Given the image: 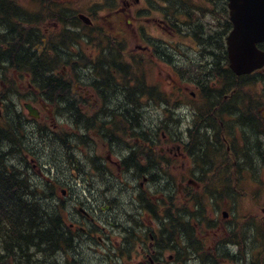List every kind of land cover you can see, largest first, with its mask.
I'll return each instance as SVG.
<instances>
[{
	"label": "rangeland",
	"instance_id": "1",
	"mask_svg": "<svg viewBox=\"0 0 264 264\" xmlns=\"http://www.w3.org/2000/svg\"><path fill=\"white\" fill-rule=\"evenodd\" d=\"M18 2V4L21 6H23V8L30 12V13H39V9L40 6L37 2H35L34 0H15V2ZM56 1V8L59 11H66V13L69 15V17L71 18V14H73V18H75L77 15L80 14H85V16L89 17L90 19H94V27H92L91 29L88 28V26L86 25H79V23L74 20V22L78 25L79 27V41H78V53L80 55H82L85 60H92L93 58L95 59V61H97L99 59V57L103 54L104 50L106 49V47L108 46V43H104L102 44L101 39L102 37L107 36L108 38H110L111 42H113L112 48L113 46H116V48H114V50L118 51V46L120 45L121 47H123V49L120 51L122 53V55H124V60H122V62H125L126 64H128L129 66H131L130 69V80H134L136 81V76H140L139 70L140 68L138 67V65L136 64V62L139 60L137 59L138 57H140L142 64H143V68H142V75L144 76L145 81L149 84V85H157L162 87L166 92H168L171 97V101H169V108H177L180 106L182 101H185L186 103H196V100L198 98V96H195V90L193 89V87L191 85H182L183 86V92L185 94L180 95V91L181 89L178 88V93L177 95H175L173 92L174 90H172V86L173 83L175 81L178 82V77H176L174 74L171 73V69L168 65L166 64H159L156 63V59L151 56V55H147L145 54V52H142L141 50L139 51L137 46H139V44L141 43L140 40L137 39L136 33H135V29L134 27H139V26H144V28H146L147 32L149 33H145L147 38H152L155 39V34L159 35L160 37H166V35L163 33V31L161 32V30L159 28H157L156 23L158 24V22L156 21V17L155 14H153V16L150 15V18H146V19H142L140 16H136V12L137 9L132 6L131 4V0H49V2L53 3ZM133 1V0H132ZM137 2L139 3V7L144 6L143 5V0H137ZM106 5L109 7L106 10H104V6ZM128 3V5L130 6L129 8H125V6H123V4ZM148 6V5H147ZM121 7L125 8L124 9V16L122 18H118L117 17V11L121 9ZM153 17V18H151ZM115 18V19H113ZM136 18V19H135ZM155 18V20H154ZM125 20L126 23L130 22L129 26H125ZM58 21H52L51 19H46L45 22L41 25V30L43 33L46 34V39H44L43 37V44L51 41L53 39L57 40L58 37L60 36V31L63 28V25H57ZM57 25V27H56ZM56 36V37H55ZM124 36V39L122 40L121 43L117 44L116 41H121L122 37ZM170 38V37H169ZM51 39V40H49ZM175 39V38H174ZM102 44V45H101ZM47 48L46 46H42L38 49L39 53H44L45 50ZM47 54V53H46ZM133 59H137L135 60V62L133 63ZM121 61V60H120ZM59 62H63V59L60 58ZM132 62V64H131ZM59 64V63H58ZM62 64H59V67H57L58 69V73L59 72H63L62 69ZM58 66V65H57ZM76 66H81L80 62L76 65ZM128 66V67H129ZM79 69H76L74 72V74H72V69L70 71V74H66L65 73V79L69 80V81H75L74 80V76L79 77V74H77V71ZM5 75L7 78H10L13 75V80L12 81H6L5 80H0V85L1 83L8 85V87L3 88V94H5L7 97L13 96L10 99V103L11 104H15L16 102V98H18L19 94L21 96H23V94L25 95L26 93V86H27V81L23 79H21L22 81V85L19 87H15V84L18 83L16 78V72L13 70H8L7 72H5ZM67 76V77H66ZM94 80V79H93ZM92 80V81H93ZM3 81V82H2ZM89 80H86L85 82H88ZM261 85V84H260ZM15 87L16 91H13L12 93H7L6 90H8V88H12ZM188 89H185L187 88ZM80 90H78V92L80 93V95H82V100L80 104H77L81 111L83 113H90V115L96 113L95 111L99 109V107L101 106V101L98 98V93L92 89H90L88 86L87 87H80ZM193 93V95L191 96L190 93ZM245 94L249 95V98L252 99L256 105H262L259 106V108L257 109V114L258 116H260V114L264 115V99H260L261 97H264V93L263 90L261 89V87L258 85L257 87H251L249 91L244 92ZM84 95V96H83ZM183 96V97H182ZM191 100H190V99ZM31 101H38V97H34V99H32ZM195 101V102H194ZM154 103H150V105H146L148 107L152 106ZM15 107H13L14 109ZM151 111H144L143 113V117H144V121L147 119V123L146 125H151L154 123V121L157 118V112L160 113V111H158L157 109H154V106H152ZM156 111V112H155ZM260 111V113H259ZM13 111H8V119L11 118V116H13ZM28 118V117H27ZM22 120V124L24 122V126H26L27 124L31 126L34 125V129H32V133L35 136L34 138V146L37 147V149H35L34 151H32V155L30 156V158L27 159L28 162V167H29V175H31V177L33 179H40L42 177L40 171H42L43 169H48V163H50L53 160V166L54 169H56L59 172V176H57L58 178L61 177H65L64 181H66V184L69 185V187H71L72 185L70 183H75L74 180V176L73 174L70 172V168H73L67 161L69 160L67 158V156H64L63 152L59 153L58 156H51L52 153V148L51 145H48V147L44 144V142L42 143H37L39 138L38 136L40 135V131L43 129L45 130L46 133H48V136L50 135V133L54 130V137H59L62 134H71L74 131V127L75 125L72 124L71 121L68 120L67 117H65L64 122L62 121V117H57L55 119L52 120H47L46 121V125L48 127H44L43 126V121H45L44 119L39 120L38 123L31 122L30 119H26ZM69 121V122H68ZM27 122V123H26ZM38 124V126H37ZM70 124V125H69ZM74 126V127H73ZM72 127V128H71ZM37 128V129H36ZM183 129V128H182ZM181 129V130H182ZM36 130V131H35ZM162 132L166 133V130H163ZM167 134V133H166ZM120 140H123L122 138ZM254 140V138H253ZM93 141L91 140V143ZM115 143V142H114ZM55 145V144H54ZM121 146V144H116V146ZM77 149V151L80 154V157H82V159L84 160L86 156L90 155V153L92 152V149H89L87 147L85 148H81V147H74V149ZM75 149V150H76ZM120 149V148H119ZM74 150V151H75ZM94 150V149H93ZM118 152H120V150H118ZM95 154V151L94 153ZM16 156V157H15ZM15 159H18L19 157L15 154ZM42 156L43 161L45 162V164H42L41 166L38 165L37 163H32V160H34V162L36 161V158ZM51 156V157H50ZM76 156H73V158H71L74 161ZM25 158V156L23 157V159ZM81 161V160H80ZM66 162V163H65ZM87 162V161H86ZM62 163V164H60ZM64 164V165H63ZM174 164V162H173ZM172 164V165H173ZM35 165V166H34ZM44 165L46 167H44ZM84 165V163H83ZM24 166H27L26 164ZM60 166V167H58ZM66 166V167H65ZM59 169H58V168ZM172 167V166H171ZM179 167V166H178ZM42 170H41V169ZM45 169V174H47V170ZM61 169V170H60ZM42 171V173H43ZM65 172V174H64ZM62 173V174H60ZM69 173V174H68ZM175 173L177 174L176 179L178 181H180V179H187L191 177L192 174V167H191V161H188L184 166H180V168L178 170L175 171ZM34 174V175H33ZM44 174V173H43ZM28 175V174H27ZM33 175V176H32ZM38 175V176H37ZM49 175V173H48ZM261 176H256L255 179L259 180L261 182V185H263V189H264V170H262V173L260 174ZM36 177V178H35ZM252 177V176H251ZM250 177V180L254 181L257 186L247 180L243 182V187L241 185V182L239 183V187L241 189V191L239 192V199L235 202V207L232 208L231 203L228 201L225 204H220L221 209H223L225 212H227V218L224 220V222H222V231L219 232L218 234H222V235H226L225 230L228 228V222L233 219V215L237 218L240 217H249L250 219H254L255 221L259 223H264V190L261 194H256L257 189L260 188V182H257L255 180H253ZM78 184V183H75ZM81 186V184H78V186ZM79 186V188H81ZM61 189H65V186H61L59 188V191ZM58 194V189L56 188L55 190V195ZM245 201V202H244ZM109 204L112 206H116V208L120 207L122 208L121 205V201H118L117 199H109ZM128 208V207H127ZM125 212H122L121 209H117L114 211V215H116V217L119 219L120 222L124 223V221L126 220V217L123 215ZM123 225L127 226V228H129V224L128 223H124ZM260 225V224H259ZM237 234V233H236ZM239 236V235H238ZM248 242V240L246 241ZM249 243V242H248ZM250 244V243H249ZM225 245V244H223ZM239 249L242 251L243 247L239 244ZM224 247V246H223ZM76 252L80 253L78 255H76L75 259H80L79 264H108V260L107 258H105L104 256L100 257V256H92L91 254H89L87 252V249H85L79 242L77 244V248H76ZM229 250V248H228ZM263 250V249H262ZM231 251L235 253V251H237V249L235 247L231 248ZM71 257V254H70ZM69 257L63 256V260L59 259V262L56 260V258L54 259L53 257H51V259H46L44 262H42L43 264L46 263H52L53 264H61L60 262H66L67 259ZM252 260H249L247 262H245V264H264V250L261 251V255H256L254 254L252 257ZM69 263H65V264H72V258L68 259ZM38 264V263H35ZM234 264V263H231Z\"/></svg>",
	"mask_w": 264,
	"mask_h": 264
},
{
	"label": "trees",
	"instance_id": "2",
	"mask_svg": "<svg viewBox=\"0 0 264 264\" xmlns=\"http://www.w3.org/2000/svg\"><path fill=\"white\" fill-rule=\"evenodd\" d=\"M39 2H43V0H39ZM214 2H217L219 4V8L223 4L222 2H220V0H214ZM178 7L179 5L175 2V5H173L172 8L177 9ZM189 8H191V6ZM192 9L196 10V8H192ZM48 13H49V10L46 9L45 7L43 8V4H42V14L48 15ZM36 14L37 12H35L32 17L30 14L26 13L25 10L22 9V6H19L18 4L14 3L13 0H0V29H1L0 30V73L1 71H6V72L8 71L7 70L8 67L5 66V62L7 61L10 62L13 56L19 57L18 59H22L23 62L24 61L26 62L24 64L22 62L23 66L12 65L10 66L11 68L17 69V71L22 74L24 73L32 74L34 77V80L37 81L38 85H40L41 87L40 88L41 91L45 92L46 96L51 97L53 96V94L54 95L62 94L61 96V99L63 100L62 102L66 103L65 98L68 97L67 94L71 92L70 87L72 83L69 80L63 79L62 76L57 77L53 74V72L56 70V67L54 66V64L58 61L60 57L57 58V61L56 60L52 61L49 58L44 59V57L38 56L36 53V50H34L33 48L35 45L40 43L41 35L36 28L33 29L31 27H24L29 24L37 25ZM71 17H72L70 19L72 20L70 21L71 26L76 28L78 25L76 23H73L74 18L72 15ZM190 20H193V17H191ZM185 27L190 28L189 25H186ZM63 34H65V32H63ZM72 39L73 37L69 39V42L72 41ZM102 39H104V37H102ZM210 48L216 49L215 51L218 50L216 47V44H213L212 46H210ZM63 49H67V45L64 44ZM221 49H222L221 50L222 53L210 55L211 57L210 59H208L209 62L207 61V64H206V61L205 63L203 62V60L206 59V56H203L202 60H200V62L203 65L197 68L198 70L197 73L201 74V78H203L204 80L208 79L207 80L208 82L213 77V74L220 70V72H223V77L225 81L224 88H226L232 84L235 76H233L232 73L229 72V70L227 69H222L221 67L218 69V65L221 61L220 59H223L225 55L223 46ZM115 54H117V56L115 57V60L111 61L110 59L111 56H107L104 62L102 63L98 62L94 64V66H92L93 65L92 63H90L89 67L87 66L88 70L90 71L91 78H92L91 81H89L91 88H96L99 91L98 84H100L101 80L106 77L108 78V80H111L113 82L114 86L116 87L121 86V84L117 83L118 79L115 75L120 71L125 72V69L123 68V65L125 66V64L117 63L116 61L119 59L120 53L116 52ZM60 56L64 58L66 62L69 61L70 58H72V56L69 53H63ZM164 56L165 58H168L166 57L165 53H164ZM181 56H184V55H178V56L175 55L174 61H177L178 59L180 60ZM117 57L118 59L116 60ZM159 59L161 61L163 60L162 57ZM36 62H43L45 64V69L42 71L43 73H41L42 75H38L35 72L36 68H35V65L33 64H35ZM206 90H207V86L203 88V91L205 93H206ZM226 90L228 89H225V91ZM64 91L66 94L64 93ZM220 91L216 92L218 97L223 96V95H220L221 94ZM216 99L217 97L213 96L211 99L212 101L210 102H214V100ZM67 101L69 100L67 99ZM62 102H61L62 106H65V104ZM205 107L206 106L203 107L204 110H205ZM68 111L69 112L67 111L66 112L69 114L71 118L74 119V124L76 125L77 117H80L81 114L73 113V111L71 112L70 110ZM15 117L16 116H14V118ZM11 118H13V116H11ZM18 118L20 117H17V121L20 122ZM120 120L117 122L118 123L117 126L119 128L123 122ZM11 125L13 126L12 122L10 123L8 122L6 126L3 127V129L8 130L10 133H13L12 135H14V137L16 138V133L14 132L17 130L19 131V127H18L19 125H14L13 126L14 129L12 128ZM118 127H117V131H118ZM11 137L13 138V136ZM190 137H191L192 143H194L195 145L197 144L199 145V147L195 150L194 155H196V157L199 160H203L206 158L208 166L210 165V159L213 158L214 156L216 157V159L223 158L222 162L218 165L216 169V177H218L216 184L217 185L219 184L220 189H224L225 191H227L228 184L230 185V183L233 182L229 180L230 171H233L234 174H238L241 169L246 170L247 168L250 169V167L257 166V164H254V161H251L249 159L248 157L249 153L248 152L242 153L243 151L241 152L242 157L240 155V158L243 160V163H240L238 165L225 164L224 162H225L227 154L224 151V149L221 147L223 143L219 139V131L214 129L213 127H211L209 131H206L205 127L204 126L202 127L201 125L197 127L194 131H190ZM204 139L206 140V142ZM261 146L264 148V144H262ZM11 153L12 151H10L9 153V151L7 152L6 150H4V154L2 155L3 156L7 154L11 155ZM238 161L240 162V159H238ZM259 162H260V165H264V159L259 160ZM211 169L212 167H209L207 171H210ZM9 173H11L10 170L9 171L7 170V172H5L7 185L9 184V182L11 183L12 177L14 176L13 174L9 175ZM235 180H237V178ZM25 186L28 187L27 183H25ZM2 190L0 189L1 196L3 194ZM29 190L30 191H26V192L21 191V193H24L23 195L27 197L28 200H30L31 202L34 199L36 202V201H39L41 197L42 198L45 197V195H41L40 197L38 195L33 196L31 195V193L34 192L35 190L33 188ZM216 191L219 192L218 195L221 197L222 195L221 190L217 189ZM1 196H0V260L9 259L12 261L13 264H35V263L39 264V263H42L43 260H46L48 258L49 259H51V257L55 258V255H57L56 254L57 252L54 251V247H52L54 244H56L54 243L55 241L47 242L45 241L46 239L45 240L43 239L44 236L45 237L53 236L51 233L48 234V233L42 232L40 233L39 236L34 235L35 237L33 238L30 237L31 233L35 231V229H33L32 228L33 226L31 225L35 219L34 217L37 216V217L42 218L44 215L43 209H41L40 206H39L40 210L38 209V211H37V208H35L36 206L39 205V203H36V204L32 203V206H31L32 209L33 208L36 209V216H35L34 214H31L29 210L28 211H17L16 209H12V207H10L7 203L6 204L4 203L5 199L2 198ZM54 197L51 196V200L55 202L56 198ZM21 205L26 206L22 202H21ZM43 220H45V222L42 223L43 226L47 225L46 228L49 227V229L54 230V226L56 224L58 231L61 232L60 235L62 236V238H65V239L69 238V233L66 231L64 227V219L62 218V214L60 211L58 214H53V216L50 217L49 219L44 217ZM42 225L40 227H42ZM255 232L257 235H260L263 237V241L260 243V245L264 249V236H263L264 228L263 227L256 228ZM40 236H42L43 238ZM54 237L55 236H53V238Z\"/></svg>",
	"mask_w": 264,
	"mask_h": 264
},
{
	"label": "bare ground",
	"instance_id": "3",
	"mask_svg": "<svg viewBox=\"0 0 264 264\" xmlns=\"http://www.w3.org/2000/svg\"><path fill=\"white\" fill-rule=\"evenodd\" d=\"M18 58L19 57H16V56L14 57L13 56L10 62H8V61L5 62V66L6 67H10L12 65H20V66H23V64L26 61L23 62L22 59H18ZM110 59H111V61L112 60H115V57L114 56H111ZM22 62H23V64H22ZM33 65H35V68H36V71L35 72H36V74L42 75L41 73H43L42 71L45 69V64L43 62H36ZM98 85H99L98 89H99V93L101 95V100H103L104 103H111V104L113 103V105L114 104H118L116 107L114 106V108H113V110L116 111V113H112V115L114 117H117V114H118L121 117H123L125 120L129 121L128 120L129 113H131L130 117L132 118V123L135 122L134 120L136 118H141L142 117V112H141V110L138 109V106H137V104H136V102H135L134 99H131L130 98V100H128L126 102V105L125 106H123V103H122V102H125V101L118 102V100L122 99V97L126 93H125V91L122 88H119V87L114 86L113 82L111 80H108L107 77L104 78V79H102L101 82H100V84H98ZM104 90L105 91L106 90H110V91L108 93H106L105 95H103ZM12 97L13 96L8 97V100H10ZM5 104L8 105V101ZM119 104H122V105H119ZM126 106L128 107L127 110H126ZM64 107H65V109L70 110L72 108V104L70 103V105H67L65 103V106ZM208 111H211V108H208ZM108 115L109 114L107 113L104 116H98L97 119H96V121L97 122H100V121H102L103 118H107ZM117 121H119V119H115V121L109 122L111 124H110V126L108 128L105 129L104 134L108 135L109 133H112L113 130L118 125V123H116ZM10 122H12L13 126L14 125H19L18 126L19 127V131L17 130V131L14 132V133H16V138H15L14 135H12L13 133H10L8 130H5V129L2 130V129H0V130H2V131H0V189L1 190L3 189L2 190L3 191V194H2V196L1 195L0 196L5 199V201H4L5 204L7 203L10 207H12V209H16L17 211H28L29 210V212H31V214H34L36 216V209L35 208H37V211H38V209L40 210V208L43 209V214L44 215H43L42 218L37 217V216L34 217L35 219H34V221L32 222L31 225L33 226L32 228L35 229V231H33L31 233L30 237L33 238V237H35L34 235L39 236L40 233H42V232H45V233H48V234L51 233L53 236H58V237H54V238H53V236H50V237H45L44 236V238L42 236H40V237H42L44 240L46 239L45 241H47V242H52V241L54 242L55 241L54 243H56L57 245L54 244L52 247H54V251L57 252L56 253L57 255H59V256H61V255H64L65 256L66 255V257L72 258V264H79L80 259L79 258L78 259H75L76 255L80 254V253H77L76 252L77 251L76 250V248H77V242H75V240L73 238H70V237L69 238H66V239L65 238H62V236L60 235L61 232L58 231L56 224L54 226V230L53 229H49V227L46 228L47 225L46 226H43L42 223L45 222V220H43V218L45 217V218L49 219L50 217L53 216V214H58L59 211L60 212L70 211L72 209H75L76 208V205L78 203H80L81 205H84L83 202H87L89 198H91L92 200H94V199L91 197V195H88L89 193L87 192V190L85 192H77V190H76V192L73 193V197H72V200L70 202V205H66L64 208H62L61 206H58L56 204V201L55 202L52 201L51 200V196L46 195V194H48V192L43 191L42 190V187L38 184V181L36 179H33L31 177V175H29V173H30L29 167L28 166H24L26 164V162H24V159H23V157L25 156V154H27L30 150H33L34 151L35 149H37V147L34 146V142H35L34 141V138H35L36 135L34 136L33 133H32L33 127L31 126V124L30 125L27 124L26 126H24V124H22L21 122H18L17 121V117L10 118L9 119V123ZM139 122H141V121H139ZM85 123H86V125L89 126L90 130H92L93 129V125H95V124L89 123V122H85ZM85 123L83 124L81 121L78 123V128L79 129H77L78 130L77 134L74 133V132L71 133V134H68V136L72 137V138H67V142H68L69 147H70V150L69 151L67 149H65V145H64V142H63V138H64L63 135H61L57 139H54L52 136H47L45 134H41V135L38 136L39 140H38L37 143L44 142V144L47 147H48V145H51V148H52L51 156H58L59 153H62L63 152L64 156H67L68 155V159H69V156H71L70 155L71 154L70 152L72 150L74 151L75 150L74 147H76L77 145H79V142H78V139L77 138H80L79 135L84 132V131H82L80 129H83L85 127ZM13 126H12V128H13ZM138 128L139 127H137V129ZM246 129H249V131H252L253 130L252 129V125L250 123H248ZM149 130H150V128H149ZM151 130H153V128ZM6 131H8L9 133L6 132ZM150 133L152 135H154L151 131H150ZM101 135H102V133H101ZM211 135H213V134H211ZM11 136H13V138ZM250 136H251L250 137L251 143H250L249 148H248V153H249L248 157H249V159L251 161H254V164H257L256 168H258L260 166L259 160L264 159V148L261 145L257 144L256 141L253 140L252 135H250ZM205 139H207V138H205ZM205 142H206V140H205ZM84 143L88 144L87 147H90L91 146V144L89 143V141L87 140V138L83 141V144ZM120 148L121 149H124L125 147L123 145H121ZM4 150H6L7 152L9 151V153H10V151H12L11 155H8L7 154V155H4L3 156L2 154H4ZM74 153L76 155V151H74ZM15 154L19 157L18 159H15V157H16ZM13 160H16V161H13ZM53 160H54V158L48 164L49 165H53ZM35 163H37L40 166L42 164H45V162L42 159V156L37 157ZM60 164H62V163H60ZM44 167H46V166H44ZM58 167H60V166H58ZM7 170L8 171L10 170V172H11V173H9V175H11V174L14 175L12 177L11 183L9 182L8 185L6 184V175H5V172H7ZM43 170L45 171V169H43ZM60 174H62V173H60ZM64 174H65V172H64ZM25 183H27L28 187L25 186ZM82 187L84 189H87L84 184L82 185ZM31 188H33L35 190L34 192L31 193V195H33V196L34 195H38L39 197L41 195H45V197L44 198L41 197L39 199V201H36V202H35V199L34 200L32 199L33 201L31 202L30 200H28L27 197H25L23 195L24 193H21V191H25V192L26 191H30L29 189H31ZM92 195H94V192L92 193ZM99 196L100 195H98V197H96V198H99ZM21 202L24 205H26V206H22L21 205ZM32 203H35V204L36 203H39V205L36 206L35 208H33L34 209L33 210L32 207H31L32 206ZM39 206H40V208H39ZM41 225H42V227H40ZM70 252H74L73 255L71 254V257H70ZM246 257H247V254H244V255H242L241 258H242V260H245ZM240 262H241V260L239 258L238 259V263H240ZM52 263H54V262H52ZM39 264H43V263H39ZM44 264H50V263H46L45 262Z\"/></svg>",
	"mask_w": 264,
	"mask_h": 264
},
{
	"label": "flooded vegetation",
	"instance_id": "4",
	"mask_svg": "<svg viewBox=\"0 0 264 264\" xmlns=\"http://www.w3.org/2000/svg\"><path fill=\"white\" fill-rule=\"evenodd\" d=\"M185 16H187L186 15V13L184 14V18H185ZM221 34L219 33V32H216L215 34H214V37H219ZM213 44H217V42L215 41V43H213L212 41H209V42H207L206 43V45L208 46V47H210V46H212ZM140 49H141V51L142 52H145V54H147V55H151L152 56V53H151V46H149V47H147V46H143V47H140ZM169 57H172L171 55H169ZM169 67H170V69H172V70H175V65H173L172 63H169ZM110 90H104V92H103V95H105L106 93H108ZM131 99H134L135 101H136V99H135V97L134 96H131L130 97ZM130 98H127V97H123V100L124 101H128V100H130ZM232 98V96H228V95H224V99L225 100H230ZM126 99V100H125ZM121 100H118V102H120ZM145 101V100H144ZM66 102V104L67 105H70V102H68V101H65ZM126 102H122L123 103V106H125L126 105ZM137 104V106H138V109H139V105H141L140 103H136ZM118 104H111V103H106L105 104V106H104V111L105 112H108V117L107 118H109V119H107V121L105 122V123H100V124H102V125H104V124H106V123H108V121L109 122H111V121H115V119H114V116L112 115V113H116V111H114L113 110V108H114V106L116 107ZM119 105H122V104H119ZM128 106V105H127ZM126 106V110H127V108L129 107H127ZM224 108H225V110L226 109H229V107H228V104H227V101H224ZM131 112V111H130ZM130 115H131V113H129V118H128V120L129 121H127L126 120V122L128 123V126L129 127H133V124L136 126V127H139L137 130H138V132H139V134H141L140 135V138L139 139H135V141L136 142H139L140 143V145H143V147L145 146V147H147L146 148V150L144 151V153L142 154L143 156H145V157H147V158H149V156H150V153H152V149H151V145H150V143L148 142L149 141V137H153L154 135H152L151 133H150V130H149V128L147 127V126H145V124H144V122H139V121H141V119H142V117L141 118H136L134 121V123H132V118L130 117ZM126 118V119H127ZM101 122V121H100ZM143 127V128H142ZM79 129V128H78ZM105 129L106 128H101L100 129V133H102V135L104 136V137H108V135L109 136H111V137H113L112 135H111V133H109L108 135H106V134H104V132H105ZM80 130H82V131H87V130H90V128H89V126L88 125H86V123H85V127L83 128V129H80ZM248 131H249V129H247ZM251 135V134H250ZM63 142H64V145H65V149H67L68 151L70 150V147H69V144H68V142H67V138H72V137H70V136H65V135H63ZM128 138H130V135H128L127 136ZM78 139V142H79V145L80 144H83V141L86 139V137L85 138H82V139H79V138H77ZM120 144L121 145H123L125 148H126V146H125V144H124V142L123 141H121L120 142ZM102 145L103 146H105V143H102ZM107 145H109L108 143H107ZM117 148H119V146L117 145L116 146ZM87 148H89V149H92L93 147H92V145L90 146V147H87ZM124 148V149H125ZM128 148H130V146H128ZM167 151H168V148H166L165 150H163V148H161L160 149V152L163 154V160H167V158H168V156L166 155V153H167ZM71 154V156H69V161L71 162V158H73V156H76L75 155V153H74V151L72 150L71 152H70ZM92 154L94 153V150L92 149V152H91ZM135 154H136V151H135V149L134 148H132V150H130V151H126V150H123L121 153H120V156H119V154H114L113 153V151L111 150V149H109V150H107V151H105V155H104V159H106V161L108 162V164H112V165H116L117 166V163H116V161L113 159V158H121V157H127V158H129L130 157V160L131 159H133V156H135ZM131 155H132V158H131ZM173 156H174V158H177V159H183V160H185L186 159V156L185 155H183V154H181L180 152L179 153H174L173 154ZM113 157V158H112ZM154 176H152L154 179H156V180H158V183H157V185L158 186H163V187H161V189H160V191H162V190H164L165 191V194L169 197L170 196V191H168V190H165L166 189V185H168L169 184V181H168V179H167V173H165V172H162V174L160 175L159 173L157 174V171H155L154 172ZM158 178H160L162 181H160ZM142 180L145 182V181H149V177H148V175H145V176H143L142 177ZM152 181V180H151ZM153 182V181H152ZM85 186H86V190H87V192L89 193L88 195H91V197L94 199V200H92L91 198H89L88 199V201L87 202H85V206L87 207V208H89L90 209V211H92L93 212V207H98V205H97V199H96V197H98V195H100L99 193H100V189H99V186H102V184H99L97 187L96 186H93L91 183H89V182H87V184H84ZM94 192V195H92V193ZM94 219L93 218H89L88 219V223H89V221H93ZM90 229V227L88 226V230ZM153 235H156V234H154V233H148L147 234V236H146V239H142L141 240V242H143L144 244H146L148 247H146V246H144V245H141V246H139V248H141V247H144L145 249H151L153 246H155L156 245V242H157V239L156 238H154V236ZM55 237H58V236H55ZM126 240V239H125ZM128 243V240H126V243L125 244H127ZM140 252H138V255H137V257L135 258V261H136V263L137 264H146L147 262H146V260L144 259V255H143V252L141 251V250H139ZM70 254H74V252H70ZM151 258L150 257H148V259H147V261L148 262H150V263H152L151 262Z\"/></svg>",
	"mask_w": 264,
	"mask_h": 264
},
{
	"label": "water",
	"instance_id": "5",
	"mask_svg": "<svg viewBox=\"0 0 264 264\" xmlns=\"http://www.w3.org/2000/svg\"><path fill=\"white\" fill-rule=\"evenodd\" d=\"M234 30L229 39L231 69L246 74L264 64L255 45L264 42V0H228ZM250 60L257 63H250Z\"/></svg>",
	"mask_w": 264,
	"mask_h": 264
}]
</instances>
